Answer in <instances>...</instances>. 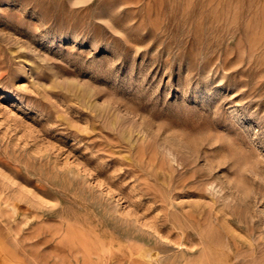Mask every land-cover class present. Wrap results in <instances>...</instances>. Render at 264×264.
Wrapping results in <instances>:
<instances>
[{
  "label": "rangeland",
  "instance_id": "1",
  "mask_svg": "<svg viewBox=\"0 0 264 264\" xmlns=\"http://www.w3.org/2000/svg\"><path fill=\"white\" fill-rule=\"evenodd\" d=\"M0 213L6 264H264V0H0Z\"/></svg>",
  "mask_w": 264,
  "mask_h": 264
},
{
  "label": "bare ground",
  "instance_id": "2",
  "mask_svg": "<svg viewBox=\"0 0 264 264\" xmlns=\"http://www.w3.org/2000/svg\"><path fill=\"white\" fill-rule=\"evenodd\" d=\"M0 217H4V214L0 213ZM8 221H10V220H8ZM8 221H7V223H8ZM7 251L8 250H4L3 248L0 247V264H6L8 262H11L14 259L15 254H11V253H9Z\"/></svg>",
  "mask_w": 264,
  "mask_h": 264
}]
</instances>
